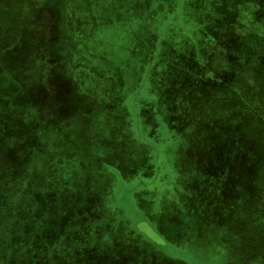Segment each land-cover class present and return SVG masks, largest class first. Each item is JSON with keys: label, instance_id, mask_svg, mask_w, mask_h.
<instances>
[{"label": "rangeland", "instance_id": "rangeland-1", "mask_svg": "<svg viewBox=\"0 0 264 264\" xmlns=\"http://www.w3.org/2000/svg\"><path fill=\"white\" fill-rule=\"evenodd\" d=\"M0 264H264V0H0Z\"/></svg>", "mask_w": 264, "mask_h": 264}, {"label": "crops", "instance_id": "crops-1", "mask_svg": "<svg viewBox=\"0 0 264 264\" xmlns=\"http://www.w3.org/2000/svg\"><path fill=\"white\" fill-rule=\"evenodd\" d=\"M245 8H249L248 6H246Z\"/></svg>", "mask_w": 264, "mask_h": 264}, {"label": "water", "instance_id": "water-1", "mask_svg": "<svg viewBox=\"0 0 264 264\" xmlns=\"http://www.w3.org/2000/svg\"><path fill=\"white\" fill-rule=\"evenodd\" d=\"M155 236H156V235H155ZM156 237H157V236H156ZM156 237H155V238H156ZM157 238H158V237H157Z\"/></svg>", "mask_w": 264, "mask_h": 264}]
</instances>
